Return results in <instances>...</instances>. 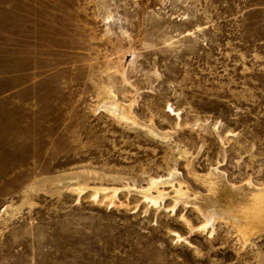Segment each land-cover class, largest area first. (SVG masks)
<instances>
[{
  "label": "rangeland",
  "instance_id": "obj_1",
  "mask_svg": "<svg viewBox=\"0 0 264 264\" xmlns=\"http://www.w3.org/2000/svg\"><path fill=\"white\" fill-rule=\"evenodd\" d=\"M259 190L264 0H0V264H264Z\"/></svg>",
  "mask_w": 264,
  "mask_h": 264
},
{
  "label": "bare ground",
  "instance_id": "obj_2",
  "mask_svg": "<svg viewBox=\"0 0 264 264\" xmlns=\"http://www.w3.org/2000/svg\"><path fill=\"white\" fill-rule=\"evenodd\" d=\"M109 106H111L109 109H115L117 108L116 106H114L113 104H110ZM108 106V107H109ZM156 184V183H155ZM243 188V187H242ZM244 189V188H243ZM247 191V189H246ZM245 191V192H246ZM242 193V192H241ZM245 195V194H244ZM237 198V197H236ZM241 198V197H239ZM252 203H251V206L247 209L248 211L246 212V216L250 217V218H253V219H256V220H260V221H263L264 220V190H259V191H256L254 192L253 194V197H252ZM244 199V198H243ZM235 200V199H233ZM229 201V200H228ZM240 201V200H239ZM243 201V200H242ZM245 201V200H244ZM213 201H211L212 203ZM210 203V205H211ZM216 203V201L214 202ZM222 203V202H221ZM231 204V202H229ZM226 202V204H229ZM234 204H236V201L233 202ZM240 203H242L240 201ZM245 203V202H244ZM243 203V205H244ZM248 203V202H247ZM213 204V203H212ZM246 204V203H245ZM208 205V204H207ZM238 206V204H236ZM212 206V205H211ZM218 206V205H217ZM248 207V204L246 205ZM208 207V206H207ZM216 207V205H215ZM227 207V206H226ZM233 204H232V208H233ZM236 207V206H235ZM234 207V208H235ZM241 207V206H240ZM203 208V207H202ZM222 208H223V205H222ZM239 208V207H238ZM214 209V208H213ZM218 209V208H217ZM220 210V209H219ZM223 210V209H222ZM234 210V209H233ZM226 211V210H225ZM235 211V210H234ZM228 212V211H227ZM239 212V211H238ZM212 213V212H211ZM229 213H230V210H229ZM232 213V212H231ZM235 213V212H234ZM226 214V213H225ZM218 215V213H217ZM234 215V214H233ZM219 216V215H218ZM217 216V217H218ZM235 216V215H234ZM213 217V216H212ZM211 218V217H210ZM249 218V219H250ZM233 219V218H232ZM239 220V219H238ZM245 220V219H244ZM247 222V221H246ZM238 223V222H236ZM242 225V224H241ZM250 226V225H249ZM247 227V226H246ZM242 229V228H241ZM254 230V229H253ZM259 230V229H258ZM243 231V230H242ZM251 232V231H249ZM249 235V234H247ZM247 238V237H246Z\"/></svg>",
  "mask_w": 264,
  "mask_h": 264
}]
</instances>
